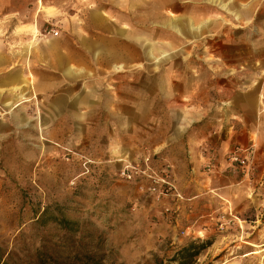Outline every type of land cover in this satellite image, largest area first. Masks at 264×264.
I'll return each instance as SVG.
<instances>
[{"label": "rangeland", "instance_id": "1", "mask_svg": "<svg viewBox=\"0 0 264 264\" xmlns=\"http://www.w3.org/2000/svg\"><path fill=\"white\" fill-rule=\"evenodd\" d=\"M70 37L89 60L78 108L32 91L57 77ZM16 68L32 98L22 123L0 104V250L13 262L264 264V137L230 148L252 152L226 172L236 190L182 214L185 200H155L116 162L168 163L167 144L187 134L208 136L216 163L238 112L264 127V0H0V79Z\"/></svg>", "mask_w": 264, "mask_h": 264}, {"label": "crops", "instance_id": "2", "mask_svg": "<svg viewBox=\"0 0 264 264\" xmlns=\"http://www.w3.org/2000/svg\"><path fill=\"white\" fill-rule=\"evenodd\" d=\"M171 26L172 28L174 27L173 25ZM173 29L177 31L175 27ZM63 42L69 45V50L65 49L63 52H60L57 58L51 62V67L58 72L57 77L53 78L52 81H48L41 76L42 78L36 81L35 85L33 83V90L31 88L32 85H29L30 81H28L29 90H36L38 93L44 95L55 92L61 93L62 97H58L54 101L72 102L74 103L73 105L78 108L82 102L91 101V98L85 96L86 93L89 92L88 90L84 88L78 90L75 88L81 76L88 70L89 60L85 55L76 56L73 52L75 49L74 45L85 44L86 40L84 38L78 40V38L70 37L64 39ZM94 61L98 60L94 59ZM20 72L22 71L16 68L0 79V104L8 108V111H6L8 117L6 119L9 124L26 122L22 113H24L28 102L32 98L31 96L28 97L27 92L29 90L25 89L27 85L24 83L26 79L29 78V75L26 73L21 74ZM17 88L20 89L17 90ZM29 93H31V91H29ZM79 93H83V97L76 96ZM20 95H24L28 98V101H18ZM260 99L261 96L259 97V100ZM7 102L12 103L14 106H18L12 110V107L9 108V106H5ZM250 107L251 104L249 103V108ZM253 107L256 109V104ZM238 108H240V106H238ZM238 114L240 117L237 118L236 122H233V127L228 134L220 138L218 147H215V149H217L215 153L218 157L216 163L217 165L219 164L218 174L214 173L216 169L207 172L203 171V167L210 159L208 153L204 152L205 148L203 145L208 136L203 135L201 137H194L187 134L177 135L175 139L170 140L169 144H167V150L163 153L166 156V162L170 163L173 168V177L176 186L185 200L184 203H181L182 211L180 214H182L187 207L195 206L196 200L201 197L206 199L212 197L210 194L212 191L220 198L227 196L231 190H236V177L226 173L225 157L227 153L230 148L235 145H240L242 147L248 146L250 142H255V139L258 138L259 141H261V138L264 137V127L258 124L256 116H253V120L251 121L249 118L243 117L240 112H238ZM156 158L154 160L155 166L159 167L165 163ZM135 161L136 159L128 160L127 158H119L116 160V162L123 163V167L127 162L132 163ZM168 202L169 201H163L162 205H167L169 204ZM171 202L175 201L171 200ZM155 213H157L156 217H158V219L162 218L158 212Z\"/></svg>", "mask_w": 264, "mask_h": 264}, {"label": "built area", "instance_id": "3", "mask_svg": "<svg viewBox=\"0 0 264 264\" xmlns=\"http://www.w3.org/2000/svg\"><path fill=\"white\" fill-rule=\"evenodd\" d=\"M58 33H54L57 37ZM252 152L248 149L235 148L229 151L226 156V171L236 173V169L244 172L248 167L249 158ZM155 156L145 154L135 162H127L118 172L119 180L128 184L138 186L139 190L152 196L155 200L183 201V196L178 190L174 177L173 168L168 163L157 167L154 165ZM208 168L214 170L217 166L214 163V156L210 155Z\"/></svg>", "mask_w": 264, "mask_h": 264}, {"label": "trees", "instance_id": "4", "mask_svg": "<svg viewBox=\"0 0 264 264\" xmlns=\"http://www.w3.org/2000/svg\"><path fill=\"white\" fill-rule=\"evenodd\" d=\"M13 255L0 250V264H21L13 262Z\"/></svg>", "mask_w": 264, "mask_h": 264}, {"label": "bare ground", "instance_id": "5", "mask_svg": "<svg viewBox=\"0 0 264 264\" xmlns=\"http://www.w3.org/2000/svg\"><path fill=\"white\" fill-rule=\"evenodd\" d=\"M221 4V3H220ZM221 8H224L225 9V6H222ZM174 28V27H173Z\"/></svg>", "mask_w": 264, "mask_h": 264}]
</instances>
